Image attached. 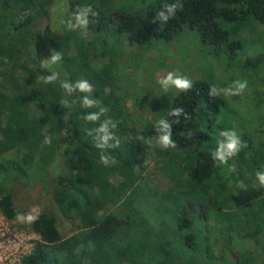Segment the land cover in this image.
<instances>
[{
  "label": "trees",
  "instance_id": "16d2710c",
  "mask_svg": "<svg viewBox=\"0 0 264 264\" xmlns=\"http://www.w3.org/2000/svg\"><path fill=\"white\" fill-rule=\"evenodd\" d=\"M54 1L0 0V214L14 222L16 198L32 186L49 205L24 225L38 240L20 264H264V187L255 176L264 171V88L250 98L260 101V121L246 108L238 113L222 92L210 96L214 81L225 86L208 75L187 92L168 93L161 111L132 125L114 81L113 61L123 52L102 41L113 31L149 48L193 29L201 42L225 50L227 69L240 80L264 65V43L253 56L240 37L245 27H264V0H181L162 27L153 23L156 13L176 0H153L137 12L115 11L112 0H68L69 16L85 6L97 13L86 29L93 42L81 30L58 35L49 24L39 27ZM53 51L62 60L40 67ZM53 71L59 80L45 84ZM81 79L92 86L94 108L80 106L82 93L60 87ZM256 84L264 86V75ZM101 108L100 121L82 119ZM180 108L179 117L169 114ZM106 119L117 124L109 130L119 146L103 149L104 165L95 144ZM160 120L171 125L175 148L156 144ZM224 130H235L247 147L220 165L212 152Z\"/></svg>",
  "mask_w": 264,
  "mask_h": 264
},
{
  "label": "rangeland",
  "instance_id": "374dc122",
  "mask_svg": "<svg viewBox=\"0 0 264 264\" xmlns=\"http://www.w3.org/2000/svg\"><path fill=\"white\" fill-rule=\"evenodd\" d=\"M151 2L153 0H112V8L119 12H137L143 4ZM68 7V0H55L49 9V18L38 19L39 27L49 24L58 35L62 34L67 22L72 18L69 16ZM229 27L231 26L226 25V28ZM251 28L252 26L245 27L239 35L244 41L247 53L254 56L262 49L264 27L253 25ZM80 33L87 42H93V35L87 30H81ZM106 35L102 41L107 40L109 47L115 49V52L121 53V50L123 52L120 60L113 61L114 81L117 82V91L124 98L132 125L139 126L145 119H151L156 111L162 110L161 98L170 92H176L175 89L164 92L157 82L169 71L186 76L191 81L208 75H212V78L216 76L218 82L224 84L225 88L232 85L236 79L239 80V76H235L234 79L232 70L227 69L225 50L214 49L211 44L201 42L196 30L184 29L171 41H161L162 43L158 42L156 46L149 48L135 42L131 44L128 42V45L124 34H113L112 31V35L110 33ZM98 43H96L97 47H99ZM259 74L264 75V65L256 69L248 68L240 79L247 81L244 92L238 95L236 100L234 96H226L230 99V106L240 110L238 113H243V108H246L248 113L256 115L258 121H260L258 118L260 101L250 98H253L252 91L256 87L264 88L256 84ZM213 83L218 90L221 89L216 81ZM16 204L21 213H27L34 207L49 209L43 193L33 186L30 189L26 188L16 198ZM52 210L56 216L59 215L56 207H52ZM24 225L16 221H7L0 214V264H20L21 258L31 251L34 242L38 240V236ZM58 226L62 235L68 236L67 221L62 220Z\"/></svg>",
  "mask_w": 264,
  "mask_h": 264
},
{
  "label": "clouds",
  "instance_id": "9594fccd",
  "mask_svg": "<svg viewBox=\"0 0 264 264\" xmlns=\"http://www.w3.org/2000/svg\"><path fill=\"white\" fill-rule=\"evenodd\" d=\"M183 8L181 0H176L175 3L168 4L165 8L156 13L155 20L153 23L159 22L161 27L167 24L168 21L175 17L177 11ZM97 13L93 11L91 6L79 7L77 11L73 14V17L67 22V28L69 30H86L90 23L89 16H96ZM62 60L60 52H51L50 59L47 61H41L40 67L48 69L57 64L58 61ZM5 62L6 58H5ZM45 84L55 83L59 80V74L55 71L51 75H47L42 78ZM164 92H168L170 89H175L178 92H187L192 89V81L183 75L176 72L169 71L165 76L161 77L158 81ZM60 87L68 94L73 92H79L83 95L79 98L81 100L80 106L82 108L91 109L98 105V101L92 98V86L84 79L78 80L75 83L68 81H61ZM247 88V81H235L232 85L227 88L218 90L215 87H211L209 93L210 96H217L219 93H223L225 96H238L241 95ZM105 109L101 108L99 112H88L82 119L86 122L96 123L100 121L101 115L104 113ZM183 108L177 109L174 112H170V115H175L179 117ZM175 123H179L177 119ZM161 127L159 131L161 134L156 137V144L163 149L175 148L176 144L172 140L171 125L166 121L160 120ZM109 125L113 129L116 128V122L106 119L100 123L99 127L96 129L98 143L95 144L97 149L102 150L100 155V162L104 165L109 164V157L103 154V149L115 148L119 146V140L115 135L109 130ZM91 135V132L88 133ZM222 139L217 141V147L212 152L213 159L218 161L220 165H227L229 160L233 159L238 155V153L247 147V144L241 140V137L237 134L235 130H224L220 132ZM114 141V143H109ZM45 142H48L46 139ZM113 163L115 161H112ZM256 179L259 184L264 187V171H257L255 173ZM40 209L38 207L32 208L27 213L18 212L15 216V221L20 224L32 225L37 222L40 218Z\"/></svg>",
  "mask_w": 264,
  "mask_h": 264
}]
</instances>
